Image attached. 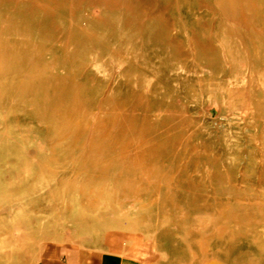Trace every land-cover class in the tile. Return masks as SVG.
I'll use <instances>...</instances> for the list:
<instances>
[{
    "label": "bare ground",
    "instance_id": "6f19581e",
    "mask_svg": "<svg viewBox=\"0 0 264 264\" xmlns=\"http://www.w3.org/2000/svg\"><path fill=\"white\" fill-rule=\"evenodd\" d=\"M244 1L199 9L173 0L166 25L122 0L98 12L0 0V264H40L58 251L137 264H264V79L253 65L248 88H238L247 67L230 31L217 29L213 54L192 36L207 34L202 18L255 4L247 46L263 66L264 0ZM115 23L121 44L111 47ZM151 52L164 54L181 87L156 78L146 90ZM108 57L125 63L118 74ZM135 91L152 99L140 125L125 119ZM191 102L199 119L164 111ZM205 104L218 107L219 123Z\"/></svg>",
    "mask_w": 264,
    "mask_h": 264
},
{
    "label": "rangeland",
    "instance_id": "374dc122",
    "mask_svg": "<svg viewBox=\"0 0 264 264\" xmlns=\"http://www.w3.org/2000/svg\"><path fill=\"white\" fill-rule=\"evenodd\" d=\"M41 1V0H37ZM55 2H67L71 1L74 6H88L91 8L92 12H98L99 11V5L104 4L105 6L108 7V9L112 10V7L114 5H117L118 1L120 0H53ZM124 3L131 4L133 7L140 6L141 8H144L145 11L147 12V15L150 17H161V19L165 22L166 25H171L173 19L171 17V5L173 0H168V1H163V0H122ZM254 3L257 2V0H253ZM240 3V0H239ZM240 4H246L247 2L244 0H241ZM257 5H249L247 8H240L236 12H232L229 15H227L225 18H221L218 14H215L212 16L210 20H207L206 18H202L200 20V27L203 29H207V34L203 36V38L198 37V33L195 31L192 33V36L195 38L197 44L201 49L208 53V54H213L216 52L217 47L220 45L219 40L217 39L216 32L217 29L222 30V34L225 37L227 35V31L231 32V41L233 44H236V41L238 39V45L240 48L243 50L244 54V60L242 59L243 57H240L238 61V66L239 68H242L243 66L247 67V70L245 71V74H238L236 77L238 83L237 86L240 89V86L244 88H248L249 81H246V78L248 76V73H250V69L252 66L257 65V70L253 71L251 73H260L261 77L264 79V65L261 66L262 64H259L258 61L252 60L251 55L249 54L248 46H247V38L248 35L251 34L252 31V23L255 15V9ZM197 7L199 9H204V8H209V9H214V4L212 0H197ZM42 24H46L47 20L40 21ZM59 27L61 29H64V22L59 21ZM91 26H94V24H88ZM97 29L101 32L104 33L103 27L100 25L95 26ZM112 27V26H111ZM114 28L116 31H119L116 34L112 35V32L109 36H106L107 42L110 43L111 47L112 45H120L121 44V37H120V25L119 23H115ZM176 41L175 37L171 38V41ZM221 46V45H220ZM237 46V45H236ZM181 54H183L182 50L180 51ZM164 54L162 53H154L151 52L148 55V62L151 65L152 69L154 68V76L150 77L148 79L147 87L146 90L149 88L150 82L154 81L156 78L161 79L164 82L170 83V84H176L177 87H181V80H179L174 73L176 71L173 70L171 65L169 64L168 61L165 60ZM96 63L94 64V69L95 72L98 74H102L105 72V67L102 63L97 62L95 59H93ZM107 65L110 67L111 72H113L115 75L118 74L125 66L124 62H121L119 60H113L112 57H108L106 61ZM227 62L225 61V68L223 71V76H227L230 73V68L226 64ZM246 76V77H245ZM151 82V84H152ZM238 88L234 90H239ZM163 89H160V92L158 95H162L161 93ZM176 102L178 104L182 103L181 99L179 97L176 98ZM151 105H152V99L151 98H141L139 97V94L135 91L132 97V100L128 106L127 112L125 119L126 121H129L131 118H135L139 123V125L145 121L148 120L151 117L150 110H151ZM138 106V107H135ZM203 108L207 109L209 111V115L211 117V120L213 122H218L220 119H218V107L215 104H205ZM155 109V108H153ZM157 109H161V105L157 106ZM190 109L195 110V113H190ZM164 111L168 114L170 119L178 121L180 117H182V114H184L183 118L185 116H192L194 119H199L200 117V109H197L194 103H190L187 105L185 108V111H179L174 108H166ZM133 116V117H132ZM125 121V122H126ZM206 123V121L204 120ZM226 125L229 124L228 119H224ZM124 124V123H123ZM37 124L35 125V128L37 129V132L40 131V128H38ZM35 129V130H36ZM36 133L34 137V141L37 145L42 144V138L41 136L37 135ZM149 135L152 137H156L157 134L155 132H149ZM28 152L33 155L36 153V146H30L28 147ZM226 160L229 159V155H226ZM260 171V168H258V172ZM241 246V245H240ZM239 246V247H240Z\"/></svg>",
    "mask_w": 264,
    "mask_h": 264
},
{
    "label": "crops",
    "instance_id": "0c3cea01",
    "mask_svg": "<svg viewBox=\"0 0 264 264\" xmlns=\"http://www.w3.org/2000/svg\"><path fill=\"white\" fill-rule=\"evenodd\" d=\"M95 259L91 253H71L70 255H66L58 251L55 257L52 259L44 258L40 264H137L131 261L124 263L115 259H104V261Z\"/></svg>",
    "mask_w": 264,
    "mask_h": 264
}]
</instances>
